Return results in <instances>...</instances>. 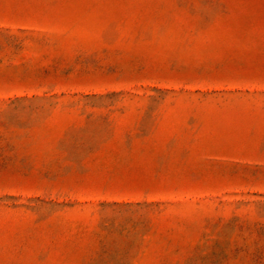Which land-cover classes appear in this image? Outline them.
Returning a JSON list of instances; mask_svg holds the SVG:
<instances>
[{"label":"rangeland","instance_id":"obj_1","mask_svg":"<svg viewBox=\"0 0 264 264\" xmlns=\"http://www.w3.org/2000/svg\"><path fill=\"white\" fill-rule=\"evenodd\" d=\"M0 264H264V0H0Z\"/></svg>","mask_w":264,"mask_h":264}]
</instances>
